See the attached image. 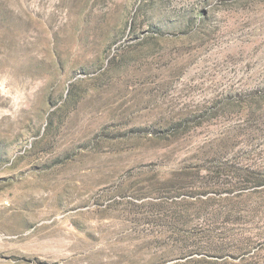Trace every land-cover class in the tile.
Returning <instances> with one entry per match:
<instances>
[{"label": "rangeland", "instance_id": "1", "mask_svg": "<svg viewBox=\"0 0 264 264\" xmlns=\"http://www.w3.org/2000/svg\"><path fill=\"white\" fill-rule=\"evenodd\" d=\"M0 264H264V0H0Z\"/></svg>", "mask_w": 264, "mask_h": 264}]
</instances>
